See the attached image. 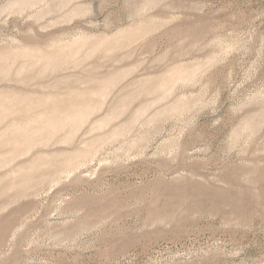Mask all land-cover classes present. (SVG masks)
<instances>
[{
  "label": "rangeland",
  "instance_id": "obj_1",
  "mask_svg": "<svg viewBox=\"0 0 264 264\" xmlns=\"http://www.w3.org/2000/svg\"><path fill=\"white\" fill-rule=\"evenodd\" d=\"M0 264H264V0H0Z\"/></svg>",
  "mask_w": 264,
  "mask_h": 264
}]
</instances>
